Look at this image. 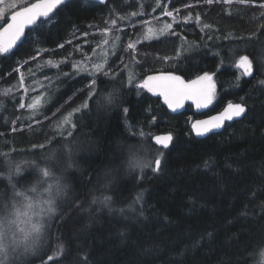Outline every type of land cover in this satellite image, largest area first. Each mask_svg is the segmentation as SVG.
Wrapping results in <instances>:
<instances>
[{
	"label": "trees",
	"instance_id": "obj_1",
	"mask_svg": "<svg viewBox=\"0 0 264 264\" xmlns=\"http://www.w3.org/2000/svg\"><path fill=\"white\" fill-rule=\"evenodd\" d=\"M263 3L110 0L101 5L71 0L23 39L13 55L0 59V86L16 87L14 83L20 82L19 74L24 75L26 68L46 57L55 61L64 50L86 39L98 40L96 32L111 29L124 36L122 49L126 51L120 59L128 57L129 67L140 77L164 72L192 79L208 72L219 87L221 105L233 100L246 106L242 119L199 139L191 134L187 111H172L145 90L121 87L117 78L121 75L112 84L108 76H100L105 81L100 94L107 95L116 88V99L104 109L98 110L93 104L76 113L73 168L64 172L70 182L61 205L76 200L88 210L66 213L67 222L53 219L50 238L42 251L54 255L62 245L67 256L64 264H80L86 257V264H245L246 260L253 264L247 254L252 251L250 242L264 235V84L259 82L264 76L246 83L250 78L236 75L232 58L259 54L264 48ZM165 9L177 10L190 19L187 24L175 25V35L138 44V61L133 64L127 43L143 32L141 22L163 14ZM131 11L137 15L129 17ZM112 19H117L116 26L111 24ZM198 25H208L209 31L203 35ZM185 39L199 46L190 56L183 53L179 60H173L177 43ZM223 42L228 46H221ZM117 59L114 57L112 63ZM120 68L114 65L112 73ZM48 69L53 67H44ZM70 77L73 74L62 79L74 80L66 83L63 93L46 109L43 130L36 125L42 124V118L22 124L24 108L19 97L13 111L17 115L2 107L1 113L7 116H0V139L15 141L16 152L26 150L27 154H33V145L53 139L46 127L48 122L83 104L89 89L84 82L89 78ZM121 106L129 109L126 117ZM159 133L173 137L170 148L164 150V171L155 175L149 169L130 170L128 147L133 146L138 159L137 154L157 149L150 139ZM76 146L81 151L79 156ZM141 193L143 198L137 201ZM104 195L112 196L111 211L91 203L93 197L103 199ZM27 259L40 264L37 256Z\"/></svg>",
	"mask_w": 264,
	"mask_h": 264
},
{
	"label": "snow or ice",
	"instance_id": "obj_2",
	"mask_svg": "<svg viewBox=\"0 0 264 264\" xmlns=\"http://www.w3.org/2000/svg\"><path fill=\"white\" fill-rule=\"evenodd\" d=\"M69 2L70 0H37L30 5H21L17 0H0V16L4 17L3 23L0 24V28H2L0 31V59L6 60L10 55H13L12 49L17 46L18 41H21L22 38L27 39L33 31L39 30L51 19V14L62 5L67 6ZM108 2L110 0H100L102 4ZM212 2L213 0H207L209 4ZM223 2L231 3L232 0H223ZM238 2L244 3L245 0H238ZM261 6L264 7V5ZM132 15H137V13ZM167 15H171V13H167ZM111 24L116 26L117 19H112ZM205 27L209 26L205 25ZM26 28L28 29L27 33ZM165 28L171 29L172 25L167 24ZM149 31L151 32V29ZM168 34L175 35L174 32ZM127 47L132 49L133 45L128 44ZM176 59H179V56ZM233 63L235 68L241 71L242 76L250 78L246 81V83H250L252 80L264 76V49L259 54L255 52L238 54V58ZM91 75L88 102L81 105V108L89 109L95 104L99 110L112 105L116 99L117 89L114 88L107 95H101L100 85L105 84V81L99 77L107 75L110 80H115L118 74H110L106 68L97 65V71ZM259 82L264 84V79ZM119 83L121 87L127 83L130 88L146 90L148 93L162 97L163 103L173 111L184 107L186 101H191L197 109L208 108L216 98L213 74L208 72L196 75L194 79H185L179 74L161 72L147 75L137 81L129 75L126 81L121 76ZM20 107L24 108L25 105L21 104ZM120 111L126 117L129 109L127 106H121ZM245 112L246 106L240 103H229L218 115L211 116L206 120L195 121L192 129L197 136H202L213 129L220 128L224 121L241 117ZM63 123L69 124L70 128L64 129L63 125H60L59 139L53 137L48 140L47 144L32 146L30 151L33 153V158L24 161L27 168L16 161V149L0 152V264H35L34 260L27 259L29 256L39 257L40 264H48L51 261H55L56 264H64L67 259L62 245L58 247L54 255L42 251L45 241L50 238L53 219L67 222L66 213L70 215L72 211L88 210L78 204L76 200L61 207L63 198L68 191L64 172L73 166L72 141L69 138L73 137L77 126L68 118H65ZM172 141L171 134L156 136L154 143L160 147L154 149L157 155L150 161L136 159L133 146H129L130 170L140 168L143 172L144 169H149L155 175L161 174L166 163L164 150L170 148ZM56 145H60V147L57 148ZM36 149H47V151L37 152ZM65 155L67 159H64ZM140 178L142 179L143 176ZM92 179H89V183L92 182ZM142 198V193L137 195V201ZM91 203L99 204L109 211L112 210V196L110 195H104L103 199L93 197ZM250 244L252 251L247 254L251 257L253 264H264V235ZM50 250L51 245H49ZM86 260L87 257L80 264H86ZM245 264H248L247 260Z\"/></svg>",
	"mask_w": 264,
	"mask_h": 264
},
{
	"label": "rangeland",
	"instance_id": "obj_3",
	"mask_svg": "<svg viewBox=\"0 0 264 264\" xmlns=\"http://www.w3.org/2000/svg\"><path fill=\"white\" fill-rule=\"evenodd\" d=\"M30 1L31 0H17V2L21 5L27 4ZM262 5H264V3ZM133 13H137V12L131 11V14L128 13V16L129 17L136 16V15H132ZM167 13H171V15H167ZM3 19L4 17L0 16V23L2 22ZM189 19L190 18L189 17L187 18V16L182 17L179 11L177 10L172 11V10L165 9L163 14L157 15L153 18H150L149 20L141 22L140 24L143 25L144 27L143 32L137 34L136 35L137 37L134 40L129 41L127 43V44L133 45V48L130 49L132 50L131 51L132 54L130 58L132 61H134L133 64L138 61V58L135 54V48L137 47L138 44H140L141 42L150 41V40H158L162 37H165L169 32H172V30L174 29L175 25L178 22L179 23L184 22L187 24V21ZM195 21H197V19H195ZM167 24H171L172 28L166 29L165 25ZM198 26L203 35H205V33L209 31V28L205 27V25H198ZM149 29H151V32L149 31ZM123 31H126V30H123ZM96 34H97L96 38H98V40H95V38L86 39L80 42L78 45L72 46L71 48L64 50V54H62V56L60 58H57L55 61H52L50 60V58L46 57L45 60L42 59L41 62L39 61L35 63L34 66H30L26 68L24 70V75L19 74L20 82L16 81L14 83L16 87L9 86V85L4 86L5 84L0 86V113L2 112V109L4 108V109H8L12 114H14L13 111L16 108L15 100L17 97H19L21 100V104L25 105L22 115L20 116V120L22 124L28 125L32 123L33 121H35L36 119L42 118L41 119L42 124L36 123V125L39 127V130H43L44 127L42 128V126H45V123H46L45 122L46 120L44 119L43 115L46 109H48L50 104L54 100L57 99L58 95L63 93L64 89L66 88V83L68 81L74 80V79H69L68 81L66 80L62 81V79L66 78L67 75L72 76L73 74V77H70V78H75V79L78 76H82V75H84V77L89 78L90 79L89 81H84V82H87L85 85L89 86V89L91 86V79H92L91 74L97 71V65H100L101 68H106L107 72L110 74L114 71V65H119V66L121 65V68L119 70L121 72L118 71L115 73L118 74L117 76H120V75L124 76L125 81L127 80V77L129 75L132 76L133 80H137V81L142 80V78H145L144 77L145 75L143 77H140L139 75H137L136 72H133V70L129 67L131 63L128 61L127 59L128 57L125 59H120L122 57L120 56L122 52L126 51L125 49H122L125 43L122 44L124 36H122L121 33L117 32L115 34V32H112L111 29H104V30H100L96 32ZM116 37H119V39H116ZM262 37L264 38V36ZM105 41H107V43H105ZM191 41L192 40L185 39V40H181L182 45L180 43H177L176 55L173 56L172 59L179 60V59H176V57L177 56L180 57L183 53H184L183 55L186 54L187 56H190L191 50L199 46L198 42L191 43ZM226 43L223 42L221 46H224V47L228 46ZM90 44H92L90 48L91 51L88 52L87 48ZM241 44L242 43L240 41L239 45ZM183 46H185V48ZM211 53L213 52L211 51ZM229 56H232V55H229ZM114 57L116 58L119 57V59L115 60L114 63H112L114 60ZM237 58L238 57H233L232 59H237ZM49 65L53 67L54 70L53 69L44 70V67L49 66ZM27 71H30V72L27 73ZM235 73L236 75H241L239 74L237 69ZM120 77H117V78H120ZM213 78H214V75H213ZM213 80H215V78ZM107 81L110 82L111 84L112 82L116 83L115 80L112 81L110 79H107ZM124 87L127 88L129 86L127 85V83H125L123 88ZM18 89L21 91V93L19 94L17 93ZM89 89L87 90V93L84 96V99L82 100L83 104L88 102ZM136 90H141V89H136ZM83 104H80L73 109L65 110V112L60 113L57 118H54V117L51 118L50 122H48V126H46L48 129V132L51 135H53V137H55L56 139H59V132L61 130L59 126L63 125L64 129L70 128L69 124L63 123L65 118H68L73 123H75L76 113H79L82 110L81 105ZM1 115L7 116L6 112L1 113L0 116ZM14 115H17V114H14ZM47 117H49V115H47ZM69 139L72 141L71 147L73 150V146L75 144L73 141V137ZM15 144L16 143L13 140L5 142L4 139H0V149H3L4 152L9 151L10 149L9 147L14 148ZM49 147H51V145ZM56 147L59 148L60 145H56ZM79 147H81V144L79 145ZM79 147L76 146V151L78 153V156L81 153V151L79 150ZM36 151L45 152L47 151V149H38ZM27 152L26 150H23V151L15 153L16 161L21 163L22 166H24L25 168H27V165L24 164V161L33 158V154H29V153L27 154ZM137 155H138V160L140 161H150V159L155 157L157 153L155 150H150V151H147L145 154L143 152ZM64 159H67L66 155L64 156ZM72 168L73 167H71V169ZM64 180L66 183L70 182L69 178L67 180V177L65 176V174H64Z\"/></svg>",
	"mask_w": 264,
	"mask_h": 264
},
{
	"label": "flooded vegetation",
	"instance_id": "obj_4",
	"mask_svg": "<svg viewBox=\"0 0 264 264\" xmlns=\"http://www.w3.org/2000/svg\"><path fill=\"white\" fill-rule=\"evenodd\" d=\"M264 36V34L262 35ZM262 39L264 40V38L262 37ZM237 71L239 72V74H241V71L237 69ZM239 76H242V75H239ZM246 77V76H244ZM195 78V77H194ZM192 78V79H194ZM246 78H249V77H246ZM214 79V78H213ZM214 83L216 85V81L214 80ZM152 94V93H151ZM158 97V96H156ZM219 97H220V90H219V87L216 85V98L215 100L213 101V104L210 105L208 108H203V109H197L196 106L194 104L191 103V101H187L185 102L184 104V107L182 108H178L176 110L177 111H187V118H188V121L191 125V123L194 121V120H197V119H202V118H205V117H208V116H211L213 114H216L218 113L219 111L222 110V108L228 104V103H240L238 101H233V100H227L223 105H221V101L219 100ZM159 100L163 103V98L162 97H158ZM164 104V103H163ZM241 104V103H240ZM165 105V104H164ZM167 107V105H165ZM171 110V109H170ZM173 111V110H172ZM238 121V120H237ZM232 123V122H231ZM227 124H230V123H226L225 125ZM224 125V126H225ZM224 128V127H223ZM223 130V129H222ZM221 130V131H222Z\"/></svg>",
	"mask_w": 264,
	"mask_h": 264
},
{
	"label": "water",
	"instance_id": "obj_5",
	"mask_svg": "<svg viewBox=\"0 0 264 264\" xmlns=\"http://www.w3.org/2000/svg\"><path fill=\"white\" fill-rule=\"evenodd\" d=\"M71 1V0H70ZM86 1H91V2H95V3H99V4H102V3H100V0H86ZM33 2H37V0H34V1H32L31 3H33ZM31 3H29L28 5H30ZM57 11V10H56ZM55 11V12H56ZM54 12V13H55ZM53 13V14H54ZM53 14H51V17L53 16ZM6 26V25H5ZM0 31H2V28L0 29ZM26 33L28 32V29L26 28ZM23 41V38H22V40L21 41H18L17 42V46L21 43ZM17 46H15L13 49H12V52L14 51V49L17 47ZM156 74H159V73H156ZM187 102V101H186ZM229 104V103H228ZM228 104H226L223 108H222V110L221 111H219L218 113H216V114H213V115H211V116H214V115H218L220 112H222L223 110H224V108H226L227 107V105ZM233 104H236V103H233ZM246 113V112H245ZM244 113V114H245ZM244 114L241 116V117H238V118H234L233 120H231V121H224L223 123H222V125H221V127L220 128H218V129H213L212 131H210V132H207L206 134H204V135H202V136H197L196 135V133L193 131V129H192V125H193V123L195 122V121H197V120H206V119H209L211 116H208V117H205V118H202V119H197V120H194L192 123H191V125H190V131H191V134L195 137V138H205V137H207V136H209V135H211V134H215V133H219V132H221V130L223 129V127H224V125L226 124V123H231V122H234V121H237V120H240V119H242V117L244 116ZM170 133H159V134H154V135H152L151 136V139H150V142L152 143V145L153 146H155L157 149L160 147L159 145H155V143H154V138L156 137V136H166V135H169Z\"/></svg>",
	"mask_w": 264,
	"mask_h": 264
},
{
	"label": "bare ground",
	"instance_id": "obj_6",
	"mask_svg": "<svg viewBox=\"0 0 264 264\" xmlns=\"http://www.w3.org/2000/svg\"><path fill=\"white\" fill-rule=\"evenodd\" d=\"M82 1H86V0H82ZM91 2V1H90ZM31 3V2H30ZM95 3V2H94ZM97 4H99V3H97ZM101 5H104V4H101ZM1 29V28H0ZM24 39V38H23Z\"/></svg>",
	"mask_w": 264,
	"mask_h": 264
}]
</instances>
